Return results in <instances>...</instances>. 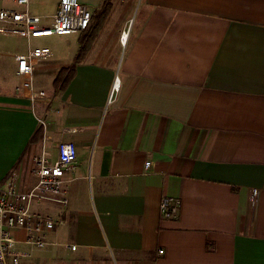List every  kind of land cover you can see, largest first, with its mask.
I'll list each match as a JSON object with an SVG mask.
<instances>
[{"label":"crops","instance_id":"obj_1","mask_svg":"<svg viewBox=\"0 0 264 264\" xmlns=\"http://www.w3.org/2000/svg\"><path fill=\"white\" fill-rule=\"evenodd\" d=\"M80 1L90 25L59 34L43 99L16 92L22 52L0 50V184L15 170L29 188L38 154L77 147L69 204H33L64 223L21 264H264V0ZM58 3L29 9L49 22Z\"/></svg>","mask_w":264,"mask_h":264},{"label":"built area","instance_id":"obj_2","mask_svg":"<svg viewBox=\"0 0 264 264\" xmlns=\"http://www.w3.org/2000/svg\"><path fill=\"white\" fill-rule=\"evenodd\" d=\"M23 8H0V38L30 41L34 37L53 34H70L86 30L92 19V11L80 0H59L58 6L49 22L33 14L29 9L30 0H13ZM129 30L123 31L121 41L125 43ZM51 54L48 46L30 47L27 53H17L16 86L18 94H26L32 102L46 96V91L35 87V64ZM119 87V77L114 81L113 91ZM112 99V96H110ZM77 147L71 141H61L58 145L57 159L52 160L50 153L43 151L35 157L34 172L37 181L29 188L21 189L16 171H11L0 184V264H21L24 257L31 256L34 248L47 244L48 233L62 219L35 211L33 204L41 201H54L66 207L69 204V183L65 174L74 168ZM150 165V161L146 162ZM259 189L252 191L251 201L256 204ZM181 199L177 196H164L160 202L161 215L166 219L178 216ZM23 230L24 239H19L15 231ZM72 250L76 245H68ZM163 252V250H160Z\"/></svg>","mask_w":264,"mask_h":264},{"label":"rangeland","instance_id":"obj_3","mask_svg":"<svg viewBox=\"0 0 264 264\" xmlns=\"http://www.w3.org/2000/svg\"><path fill=\"white\" fill-rule=\"evenodd\" d=\"M13 6L15 8H23L19 5H11L9 0H0V7ZM30 8L34 13L51 12L55 9V0H30ZM69 35H47L37 38L34 42L28 43L26 41L18 39H10L8 42L0 40V50L9 51L15 50L17 52H28L30 45L35 46H48L51 49L50 57L47 61L40 59L35 64V81L39 85H49L51 79L54 78L55 72L60 69L57 65L60 63V54L65 57V54L61 52V46L66 43ZM10 41V42H9ZM3 57L2 55H0ZM49 63V64H48ZM48 64L47 66H45ZM43 67H40V66ZM59 73V72H58ZM61 73V72H60ZM60 74H58L59 76ZM57 76V77H58ZM18 79V77H17Z\"/></svg>","mask_w":264,"mask_h":264},{"label":"trees","instance_id":"obj_4","mask_svg":"<svg viewBox=\"0 0 264 264\" xmlns=\"http://www.w3.org/2000/svg\"><path fill=\"white\" fill-rule=\"evenodd\" d=\"M84 51H85V45L80 49V55L83 54ZM71 68L74 69V66H72ZM71 68H69L68 70L64 69L61 71L60 75L56 79V85L63 86L67 82V80L71 76V72H70Z\"/></svg>","mask_w":264,"mask_h":264}]
</instances>
